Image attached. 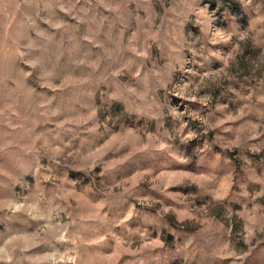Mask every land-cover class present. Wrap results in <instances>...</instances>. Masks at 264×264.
<instances>
[{
    "label": "rangeland",
    "instance_id": "1",
    "mask_svg": "<svg viewBox=\"0 0 264 264\" xmlns=\"http://www.w3.org/2000/svg\"><path fill=\"white\" fill-rule=\"evenodd\" d=\"M0 264H264V0H0Z\"/></svg>",
    "mask_w": 264,
    "mask_h": 264
}]
</instances>
